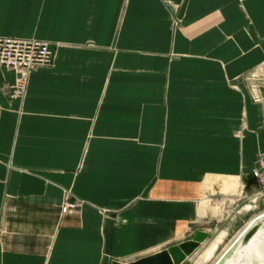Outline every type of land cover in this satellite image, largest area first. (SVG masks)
<instances>
[{
  "label": "crops",
  "instance_id": "crops-1",
  "mask_svg": "<svg viewBox=\"0 0 264 264\" xmlns=\"http://www.w3.org/2000/svg\"><path fill=\"white\" fill-rule=\"evenodd\" d=\"M0 36L53 52L23 98L0 66V264L228 233L264 152V0H0Z\"/></svg>",
  "mask_w": 264,
  "mask_h": 264
},
{
  "label": "built area",
  "instance_id": "built-area-1",
  "mask_svg": "<svg viewBox=\"0 0 264 264\" xmlns=\"http://www.w3.org/2000/svg\"><path fill=\"white\" fill-rule=\"evenodd\" d=\"M52 62L53 52L49 48L48 41L0 36V66L12 69L17 73L15 82L6 84L3 88L10 97L23 98L27 92L31 72L39 66L50 65ZM251 88L254 99L261 100L258 84H253ZM252 175L256 186L249 192L243 186L236 195L238 200L245 201L248 211L253 210L260 200H264V152L257 155ZM68 206L76 208L78 204L71 203ZM262 213L264 211L260 214Z\"/></svg>",
  "mask_w": 264,
  "mask_h": 264
},
{
  "label": "water",
  "instance_id": "water-1",
  "mask_svg": "<svg viewBox=\"0 0 264 264\" xmlns=\"http://www.w3.org/2000/svg\"><path fill=\"white\" fill-rule=\"evenodd\" d=\"M239 233L214 264H264V213L251 219ZM209 238V232L200 230L191 239L158 252L128 263L114 261L113 264H182Z\"/></svg>",
  "mask_w": 264,
  "mask_h": 264
},
{
  "label": "rangeland",
  "instance_id": "rangeland-1",
  "mask_svg": "<svg viewBox=\"0 0 264 264\" xmlns=\"http://www.w3.org/2000/svg\"><path fill=\"white\" fill-rule=\"evenodd\" d=\"M239 191L240 190H238L236 193L238 194ZM237 204L239 205L238 208L241 211L240 214L237 213L235 217L231 214L228 218L227 216H224L222 218L224 219V223L226 226L231 225V228L228 231V233L227 234L225 233V236L223 232H218L214 234L212 238L202 243L199 249L195 251L193 254H191L188 257V259L182 264H213L216 261V259L222 254V252L226 249V247L234 240V237L239 234V232L246 226V224H248V222L251 220V217H253V215H257L258 213H260L259 211L263 210V205H261L259 210L248 211V208L245 206V202H242V200ZM221 234H223L224 238L218 244L213 254L210 257H208L204 262H199V257L206 251L209 245L214 240H216L217 237Z\"/></svg>",
  "mask_w": 264,
  "mask_h": 264
},
{
  "label": "bare ground",
  "instance_id": "bare-ground-1",
  "mask_svg": "<svg viewBox=\"0 0 264 264\" xmlns=\"http://www.w3.org/2000/svg\"><path fill=\"white\" fill-rule=\"evenodd\" d=\"M258 215H260V213H258L257 215H254L251 219H254L255 217H257ZM249 223H251V220L248 222V224ZM240 234V233H239ZM238 234V235H239ZM237 235V236H238ZM237 236L234 238V240L237 238ZM222 239H223V234H221V235H219L218 237H217V239L216 240H214L210 245H209V247L206 249V251L199 257V262H204L208 257H210L212 254H213V252L216 250V247L218 246V242H221L222 241ZM233 240V241H234ZM233 241L226 247V249L224 250V251H226L227 249H228V247L233 243ZM224 251L222 252V254L224 253ZM221 254V255H222ZM220 255V256H221ZM220 256L216 259V261L220 258ZM215 261V262H216ZM214 262V263H215ZM213 263V264H214Z\"/></svg>",
  "mask_w": 264,
  "mask_h": 264
}]
</instances>
